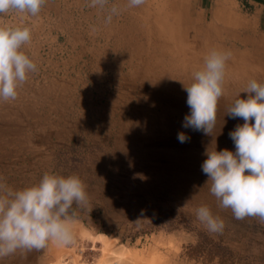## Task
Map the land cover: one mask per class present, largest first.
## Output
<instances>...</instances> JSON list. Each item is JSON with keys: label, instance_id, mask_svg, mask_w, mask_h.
<instances>
[{"label": "rangeland", "instance_id": "rangeland-1", "mask_svg": "<svg viewBox=\"0 0 264 264\" xmlns=\"http://www.w3.org/2000/svg\"><path fill=\"white\" fill-rule=\"evenodd\" d=\"M231 2L146 0L130 8L110 0L122 12L106 24L89 0H64L59 23L32 29L24 50L38 71L15 101L0 100V178L21 189L45 173L76 174L90 205L77 210L73 245L18 251L0 264H229L223 255L264 264V222L220 207L201 169L206 149L235 153L229 133L244 121L227 110L247 99L250 80L264 83V28L249 0ZM223 6L242 24L219 18ZM214 48L233 56L216 127L205 135L183 127L184 84ZM201 205L224 219L222 234L197 220Z\"/></svg>", "mask_w": 264, "mask_h": 264}, {"label": "clouds", "instance_id": "clouds-1", "mask_svg": "<svg viewBox=\"0 0 264 264\" xmlns=\"http://www.w3.org/2000/svg\"><path fill=\"white\" fill-rule=\"evenodd\" d=\"M47 2L0 0V16L15 12L36 17ZM145 2L127 0V7H140ZM88 6L106 13V24L122 12L110 0H89ZM32 37L29 25L0 24L2 101H15L29 75L38 71L37 64L24 50ZM232 56L231 50L211 49L203 67L192 74V83L184 84L190 114L185 117L183 127L205 135L213 133ZM243 92L248 93L247 99H236L227 110L231 118L244 121L229 133L235 153L229 149H206L207 159L201 169L220 207L230 209L237 220L257 217L264 222V83L252 79ZM177 139L185 143L190 137L181 132ZM89 205L87 185L76 174L45 173L38 183L21 189L0 178V259L18 251H40L50 244L73 245L77 239V210L86 211ZM195 214L208 232L223 233L224 219L214 215L208 205L198 207Z\"/></svg>", "mask_w": 264, "mask_h": 264}, {"label": "crops", "instance_id": "crops-1", "mask_svg": "<svg viewBox=\"0 0 264 264\" xmlns=\"http://www.w3.org/2000/svg\"><path fill=\"white\" fill-rule=\"evenodd\" d=\"M63 2L64 0H48L47 4L42 8L41 12L36 17L15 12L6 16H0V24L13 26L29 25L34 30L47 29L50 22L59 23L58 17L59 15H62L64 9ZM223 2L232 3L231 0H223ZM249 4L253 5V10L255 11V15L258 19L259 25L261 26V28H264V0H249ZM217 14H219V18L222 17L223 19V17L227 16L228 19L232 20V22L238 25L242 24L241 20H239V18L225 6L219 8L217 10ZM157 35L159 34L157 33ZM160 35H162L161 32ZM156 44L157 46L160 45L158 42ZM185 60L178 59V61L181 63ZM227 83L229 84V82Z\"/></svg>", "mask_w": 264, "mask_h": 264}, {"label": "trees", "instance_id": "trees-1", "mask_svg": "<svg viewBox=\"0 0 264 264\" xmlns=\"http://www.w3.org/2000/svg\"><path fill=\"white\" fill-rule=\"evenodd\" d=\"M197 248H200V247H198V246H197ZM195 250H196V249H195ZM195 250H193V251H195ZM201 253H203V254H204V253H205V251H203V252H201ZM207 255H210V253L208 252V254H207ZM222 257H223V258H222V260H223V261H226V262H223V263H229V264H233V263L229 262V261H230V259H229V257H227L226 255H223ZM224 257H225V258H227V259H224ZM210 259H211V257H210Z\"/></svg>", "mask_w": 264, "mask_h": 264}, {"label": "bare ground", "instance_id": "bare-ground-1", "mask_svg": "<svg viewBox=\"0 0 264 264\" xmlns=\"http://www.w3.org/2000/svg\"><path fill=\"white\" fill-rule=\"evenodd\" d=\"M99 239H103V236H99ZM114 253V252H113ZM111 255V254H110ZM128 255H130V250L126 251L124 254H122V257H127Z\"/></svg>", "mask_w": 264, "mask_h": 264}]
</instances>
